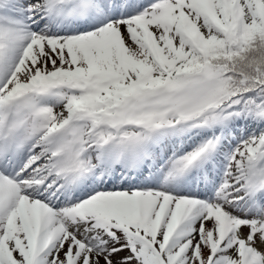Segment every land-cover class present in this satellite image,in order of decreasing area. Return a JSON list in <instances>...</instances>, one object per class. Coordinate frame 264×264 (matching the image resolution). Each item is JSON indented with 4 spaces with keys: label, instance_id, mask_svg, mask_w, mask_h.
Instances as JSON below:
<instances>
[{
    "label": "snow or ice",
    "instance_id": "1",
    "mask_svg": "<svg viewBox=\"0 0 264 264\" xmlns=\"http://www.w3.org/2000/svg\"><path fill=\"white\" fill-rule=\"evenodd\" d=\"M0 264H264V0H0Z\"/></svg>",
    "mask_w": 264,
    "mask_h": 264
}]
</instances>
